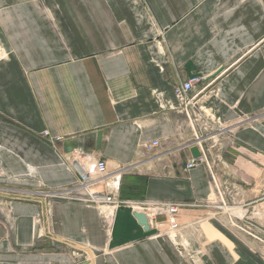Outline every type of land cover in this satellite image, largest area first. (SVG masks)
<instances>
[{
  "label": "crops",
  "instance_id": "0c3cea01",
  "mask_svg": "<svg viewBox=\"0 0 264 264\" xmlns=\"http://www.w3.org/2000/svg\"><path fill=\"white\" fill-rule=\"evenodd\" d=\"M193 76L210 131L176 109ZM84 156L128 166L121 200L206 205L179 209L177 242L129 205L104 229L103 207L44 193ZM263 197L264 0H0V264H77L86 245L84 264H264L233 225Z\"/></svg>",
  "mask_w": 264,
  "mask_h": 264
},
{
  "label": "built area",
  "instance_id": "2783aa9c",
  "mask_svg": "<svg viewBox=\"0 0 264 264\" xmlns=\"http://www.w3.org/2000/svg\"><path fill=\"white\" fill-rule=\"evenodd\" d=\"M202 76L188 77L185 80L180 81L173 85V94L177 100L176 109L181 113L185 114L190 122H199L204 119L203 108L197 100V96L202 91L200 87L197 90V86L201 85L203 82ZM204 131H210L209 122H203ZM44 136H48V131L43 132ZM198 138L197 135H195ZM54 140H59L60 137H52ZM206 137H203L205 139ZM159 144L158 140H153L149 143L144 144L146 148H151ZM190 144H188L189 146ZM199 145V146H198ZM198 149L200 148L201 153L203 151L201 141H198ZM73 149L72 151H74ZM72 151H69L72 152ZM77 160L79 163V177L68 187L62 188L60 191H46L45 196L66 198L68 200H77L85 203H91L96 207H107L112 209L113 217L115 211L118 207L122 205H129L132 208V212H143L147 216L149 221H154V217L159 214H164L166 216L165 221L162 223L164 225V230L171 237L173 242H177V237L182 235V226L176 221L175 215L184 206L187 205H203L205 203L192 202L186 203L179 200H159V199H143L140 201H129L121 200L118 197L122 176L126 173L128 166L123 164H117L116 167L111 170L108 167L107 161L105 159H97L96 161H91L84 156L81 159L69 158V162L72 165V160ZM205 161L206 157L204 153L198 157H190L185 167L186 169H191L198 162ZM208 204V203H207ZM210 204V203H209ZM208 204V205H209ZM252 204H254L252 202ZM206 205V204H205ZM216 208L223 210L225 207V202L223 200L218 203H213ZM104 217V216H103ZM113 220V219H112ZM107 227L110 225L106 218H104ZM264 197L261 203L254 205L249 213H244L239 217V222L233 223V225L240 231L246 233L250 237L261 241L264 244ZM157 227L161 224L156 223ZM187 252L188 255L193 253V251ZM73 254H77V251H72ZM82 260L77 264H84L85 262H90V255L88 252L82 251Z\"/></svg>",
  "mask_w": 264,
  "mask_h": 264
},
{
  "label": "water",
  "instance_id": "95a60500",
  "mask_svg": "<svg viewBox=\"0 0 264 264\" xmlns=\"http://www.w3.org/2000/svg\"><path fill=\"white\" fill-rule=\"evenodd\" d=\"M100 141H101V131H98V133H97V146H99ZM73 149H75V147H70V149H68L66 152L72 151ZM190 152H191L193 157H198L200 155L197 146H192L190 148ZM133 215L136 218V220L138 221V223L140 225H142L145 230L149 229L148 219H147V216L145 215V213L136 211L133 213Z\"/></svg>",
  "mask_w": 264,
  "mask_h": 264
},
{
  "label": "rangeland",
  "instance_id": "374dc122",
  "mask_svg": "<svg viewBox=\"0 0 264 264\" xmlns=\"http://www.w3.org/2000/svg\"><path fill=\"white\" fill-rule=\"evenodd\" d=\"M199 97L200 96H198L197 97V100H198V102H199ZM200 104V103H199ZM203 122H204V120L202 119L201 121H199V126H201V129L204 131V129H203V126H204V124H203ZM201 134H199V133H197V136H200ZM199 138H201V137H198L197 139H199ZM203 139V138H202ZM195 141L196 142H198V140H196L195 139ZM87 204H90V203H87ZM217 211H219V209L218 208H215ZM101 210L102 211H104V208H101ZM213 211H215V210H213ZM102 215V219H103V221H104V217H103V214H101ZM105 228L104 229H107V225L106 226H104ZM93 249V247H90L89 245H86V251H88V252H90L91 250ZM96 251V250H95ZM97 252H90V257L93 259V257H94V255L96 254ZM188 253H190V252H188ZM200 254V253H199ZM198 254V255H199ZM196 256V255H193V254H190L188 257L193 261V262H199L200 261V259H201V255L200 256ZM199 260V261H198Z\"/></svg>",
  "mask_w": 264,
  "mask_h": 264
},
{
  "label": "bare ground",
  "instance_id": "6f19581e",
  "mask_svg": "<svg viewBox=\"0 0 264 264\" xmlns=\"http://www.w3.org/2000/svg\"><path fill=\"white\" fill-rule=\"evenodd\" d=\"M198 140V139H197ZM73 162H72V165L74 166V167H76L77 169H79V162L77 161V160H72ZM104 208V207H103ZM101 213L103 214V216H104V218H106V220H107V222L109 223V224H111V222H112V219H113V211H112V209H110V208H104V211H102L101 210Z\"/></svg>",
  "mask_w": 264,
  "mask_h": 264
}]
</instances>
